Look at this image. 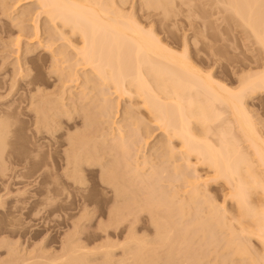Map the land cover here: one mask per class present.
Masks as SVG:
<instances>
[{"label": "bare ground", "instance_id": "6f19581e", "mask_svg": "<svg viewBox=\"0 0 264 264\" xmlns=\"http://www.w3.org/2000/svg\"><path fill=\"white\" fill-rule=\"evenodd\" d=\"M2 1L0 0V6L8 3L5 0L4 3ZM34 1H37L39 11L37 10L35 15V12L32 14L31 11L27 10L30 14L26 15L27 17L28 15H35L32 18L29 16V19L33 26V29L32 26L30 29L34 31L32 35L36 39L34 44L37 45H30L29 49L23 50L24 54L17 57L15 64H11V80H9L13 83L8 86L11 91L15 90L13 95L18 94L21 89L26 98L23 97L25 96L23 94L20 98L17 97L18 100H13L12 103L9 102L11 104L8 103L7 106L0 108V163L2 166H5L6 163L4 150L9 144L10 134L13 133V121L15 118L17 119L15 113L23 108H20L23 102L29 103V109L34 116L33 125L39 132L41 129L46 131V128L51 127H48L51 122L50 119L52 121L55 119L59 127L60 124L64 123L60 117L67 116L73 122V127L78 126L83 120L84 123L81 124L83 130L76 127L77 129L74 130L77 131L76 134L69 132L68 136L66 135L65 148H67L63 151L64 157H61L63 164H61L62 161L58 164L60 168L63 166L65 176L73 184L82 186L87 182L85 171L98 172L100 180L113 193V206L109 209L111 216L109 218L111 219L108 220L110 223L112 222V225L123 224L124 221L130 220V216H134L133 214L137 211L145 210L150 213L152 223L157 230L153 243L151 242L152 239L146 242L134 234L128 236L122 245L123 247L128 246L124 250L126 251L125 254L131 255V260L126 256V258L128 257L127 260L123 257V259L116 261L112 258L113 244L100 245L101 247L96 248L97 250L106 249L104 255L106 259L101 264H125V260L132 261V264H154L157 260L163 259V257H159L161 253L158 254L161 251H158L160 247H167L166 260L160 264H183L184 261L186 264H206L208 252L203 250V244L209 243V240L211 243H218L220 239L217 238L219 237L218 231H222V235L223 232L226 234L223 235L225 237L222 236L224 241L222 238L223 243L220 245L224 244L222 246L227 252H225L226 257L222 258L225 255L224 251L221 250L224 256H216L218 258L215 257V260L222 258L223 260L219 261L221 264H234L238 259H246L247 264H264V137L260 134L261 131L258 130L259 127H257L255 118L246 104L248 96L254 93L256 95L257 92H264V68L254 71L255 68L252 67L251 72L242 74L241 71L244 69L233 67L232 74L237 75L241 70L238 74L241 76H239L237 87L229 86L230 84L228 85L216 76L218 68L223 65L220 64L219 60L221 59L215 57L216 51L210 52L212 47H209L210 53L207 52V57L202 54L201 57H197L189 49L187 40L183 42V48L179 49L180 44L174 40L175 38L168 39L165 37L163 39L159 37L153 28L154 24L147 27L148 25L146 24V26L143 22H148L149 19L154 20L155 17L152 19L153 16L148 11L152 5L160 3L158 6L162 5L167 9L165 6L171 4L173 0H146L148 2L143 4L146 7H143L146 9L145 18L138 16L137 18L132 13L125 14L124 4L115 3L116 1L113 0ZM221 3L223 6L226 5L225 10L229 9V12L231 10V14L233 15L234 12L235 15L233 16L241 20H237V22L243 23L246 28L248 26V30L251 29L253 34L250 33L260 46L262 45L263 50L264 0H223ZM116 4L123 5V7ZM14 5L16 8L15 3ZM3 7L0 9L3 15L12 9L10 6L9 9L7 6ZM155 7L157 9V5ZM13 11L12 13H14ZM21 11L14 15H11V12L6 14V19L10 20L11 25L16 28L17 36L15 39L13 38L14 42L12 41V43L18 46L17 53L21 50L22 37H28L29 31L32 32L25 27L24 21L26 20L24 19L26 18L23 19V16L26 15H24L23 10ZM42 15H45L49 20L47 23L45 21V26L46 24L50 26L48 23H51L52 30H48L49 26H46L47 28L42 26ZM22 20L24 23L22 22L23 24L20 25ZM2 27L0 26L1 32L9 31V26L5 30ZM9 34L12 36V33ZM204 38L207 39V37ZM204 38H201L202 40L196 38L195 42L200 40L202 44H206L208 40ZM59 39H62V42L65 41L66 44H64L65 47H61L63 45L61 43L60 49L56 48L55 51L53 46L58 45ZM1 40L0 42L6 48L2 38ZM57 40L58 42H56ZM9 42H11L10 37ZM210 44L211 41L205 46ZM68 46L72 48L73 52L67 49ZM41 51L51 53L50 69L51 66L57 69L63 68L65 65L59 66V62L65 63L75 59V62L73 60L70 62L73 64L65 63L69 68L65 69L66 79L62 81L61 73L57 78L66 87L62 86L65 88L62 94L67 90V84H70L68 82L74 83L73 85H77V83L80 85L82 84V82H78L80 78L83 79V83L85 82L84 86L86 87H79L81 90L77 92L75 100L72 101L75 103H73V111L70 112L66 109L67 111L58 112L54 110V112V107L51 110L54 100L47 93L44 86V73L41 70L47 66L49 61L48 57L46 58L40 53ZM36 53L38 54L37 57H35ZM207 65L212 66L208 68ZM262 66L264 67L263 63ZM38 67L39 72L35 75L32 74V70ZM256 68L259 67L256 66ZM67 70L69 71L67 72ZM80 70H82L81 73ZM74 75L79 77L76 76L77 79L74 78L75 80H73ZM2 83H0V88L3 89L9 84H6L4 80ZM89 83H93V86L96 87L94 90L100 87L103 94L108 92L103 96L105 102L101 101L104 103L100 104L101 114L103 111L105 117L111 113L114 114L111 111V107L114 106L111 102L113 103L112 100L114 99L110 102L108 94H116L117 104L114 101V107H120L124 101L121 122L137 126L133 128V133H126L125 124H119L117 120H114L110 127L111 132H108L104 138L105 141L111 140L110 144H106V148H99L97 144L91 145V141L94 140L86 138L87 133L94 127L95 116H99L96 113L95 115L93 112L91 113V110L87 108L88 105L86 107L85 104L79 102L82 100L86 102L88 98L86 89ZM73 85L70 84L69 86ZM26 93L31 94L27 95ZM106 94L108 96H105ZM3 95H0L2 99L5 97ZM49 96L53 100L52 102L49 101ZM73 97H71L72 100ZM62 99L60 101H63ZM60 103L59 107L66 104L65 102ZM79 103L81 107L75 106ZM62 106L59 108L56 104L55 107H58L56 108L58 110L63 109ZM90 108L92 107L90 106ZM107 112L111 113L105 115ZM77 117L82 120L80 121ZM59 118L60 120H57ZM147 120H151L149 124ZM150 122H152V126L159 127L166 135V141L160 139L157 141L159 145L156 144L155 146V151H157L156 154L154 153L155 156L146 155L144 152L141 155L143 151L140 149L141 143L143 140L148 142L145 141V138H142V141L136 139L137 142L134 140L136 133L143 135L146 129L142 130L143 133L140 130L149 128ZM62 128L59 129L62 130ZM82 128L80 127V129ZM148 130H146L148 135L145 134L150 137L153 132L151 133V129ZM51 132L54 134L53 130ZM66 137L64 135V138ZM139 142L140 146L138 145ZM243 142L247 143L244 147L241 144ZM180 160L184 162L178 163ZM146 169L148 170L145 171ZM201 170H205V173L202 174ZM169 172L174 175L171 173L170 175ZM164 178H166V182L169 178L170 183L174 179H178L182 185H176L178 180L177 183L174 180L175 183L173 182L171 186L176 185L177 187H171L167 190L157 183H164ZM172 178L174 179L172 180ZM180 180L182 181L180 182ZM169 181L165 185H168ZM210 182H222L229 187L226 197L228 196L234 202V213L231 214L224 207V204H217L213 197L211 199L206 196L208 195L206 186ZM140 184L146 187L144 190L147 189L146 194L142 192L143 188L141 192L144 195H149V197L139 195L141 188L135 189V187H141L137 186ZM62 185L61 189L63 187V190L68 188L66 184L62 183ZM181 190L184 191V194L180 192ZM58 191L60 189L50 188L48 192L60 194L62 190ZM203 204H206V208ZM87 207L84 208L87 214H90ZM130 228L133 229V226ZM195 236L200 238L197 243L192 242ZM252 239H256L261 244L262 251H258L262 253L251 247ZM64 245L66 246L62 248L60 255L50 256V258L37 256L34 249L28 250L26 248V252H22L24 248L12 244L15 247L9 248L8 262L10 261V264L11 262L12 264H36L40 261L38 258H42L41 264H56L55 261H58V264H88V261L90 262L88 257L93 250L86 249L83 244L74 243L72 239H67ZM216 246L218 245L216 244ZM96 249L94 251H97ZM178 253L180 256L182 253L181 259H184L183 261L179 258ZM214 262L217 261L207 264H215ZM219 262L217 264H220Z\"/></svg>", "mask_w": 264, "mask_h": 264}, {"label": "rangeland", "instance_id": "374dc122", "mask_svg": "<svg viewBox=\"0 0 264 264\" xmlns=\"http://www.w3.org/2000/svg\"><path fill=\"white\" fill-rule=\"evenodd\" d=\"M5 1L8 3L5 4L4 3ZM5 1L4 0L2 1L4 5L0 6V9H2L3 6L4 7L7 6L9 9V6L11 7L12 5L15 8L14 3L16 4L15 10L13 6L11 7L14 11L12 9L11 11H8L11 13L12 11L14 12L12 14L10 13L11 15L17 14V12L19 11L22 12L21 10L24 11V15L28 13L30 14L29 11H31L32 14H34L35 12V15H36V13L39 11L37 8L38 3L37 1H34V0L32 1L31 0H9V1L5 0ZM113 1L114 2L116 1L115 3L124 4L123 10L126 13L124 11L123 12L125 14L132 13L134 14L135 17L137 16L142 17V18L146 17V14H145L146 9L143 8L145 7L143 4H145L146 0H113ZM221 1L223 0H173L171 4L169 3V5L165 6L167 7V9H165L164 6L162 5H161L162 7L158 6L160 5V3L159 4L155 3L154 6L152 5L150 10L148 11L153 16L152 19L154 17L156 19L154 18V20L152 21L151 19H149L148 22L146 21L143 23L145 25L147 24L148 25V26L146 25L147 27H149L150 24H154L153 28H155L154 30L156 34H158V36L162 37L163 39H165V37L168 39L175 38L174 40L180 44L179 49L183 48V42L187 40L189 49L192 50V53L194 54V56L197 55V57L198 56L201 57L200 55L202 54L204 57L205 56L207 57L208 56L207 52L210 53L215 50L216 51V53L214 52L216 54L215 57L221 59L219 61H220V64L223 65L217 70L218 71L216 73L217 78L219 77L221 81L226 82L228 85L230 84L229 86L237 87L236 85H238L239 83V76H241L238 74L240 73L241 70L244 69L245 70V71L243 70L244 73L243 71L241 72L242 74H246V72L248 71L251 72L252 67L255 68L254 71H256L257 69L260 70L264 68L262 66V63L264 65V59H263L264 58V55H263L264 48L262 50V45L260 46V44L255 40V37H253L252 35L253 33L251 29L249 28L250 30H248L247 29L248 26L246 28V26L242 22H241L242 24L237 22V20H240V19L239 18L236 19V16H233L235 15V13L233 12V15H232L231 10L229 12L228 8H226L228 10H225L226 5L224 4L223 6ZM119 4H116V5L118 6ZM141 5L143 6L141 7ZM156 5H157V9L155 7ZM119 6L123 7V5H119ZM26 11L27 13H25ZM8 12H6V14H8ZM6 14L4 15L1 14V10H0V26H3L2 27L3 30H5L6 28L8 29L10 27L9 31L2 30L5 33L0 31V41H2L1 40L2 38L4 41L3 43H5V45L7 46L5 48L2 45V42H0V83L3 84L2 82L4 80L6 84L9 83L8 85H6L8 87V86H11L13 83L12 81H10L11 80L10 70L12 69L11 64H15L17 62V57L20 54H24V51L29 49V47L37 45V44L36 43L34 44L36 39L32 35L34 31L30 29L32 26V21L29 19L30 17L31 18L33 16L35 17V15H28V17L27 15L23 16V19L26 18L24 20L27 21V22L24 21L25 27L31 30L32 32L29 31V34L27 35L28 37H22L23 43H21L20 45L22 52L20 50V52L17 53L18 46L12 43L13 38L15 39L16 38L15 36H17L16 28L13 27V25H11L12 23L10 20L6 19L7 17ZM41 20H42L41 21L42 26H45V21L46 23L47 21L49 22L48 18H46L45 15L41 16ZM22 22L23 20L21 21L20 25L24 23ZM7 23H9V25H7ZM48 24H50V26L46 24V26L50 27V29L48 27V30H52L51 23H48ZM11 28L13 29V32ZM32 29H33V26H32ZM9 33H12V36H10L11 34ZM29 36H31V39L33 37L34 41L33 39L31 41V39H29L30 38ZM9 37H10L11 42H9ZM204 37H207V39ZM25 38H28V39H25ZM196 38H200V39L204 38L208 40V42L211 41V44L209 46H205L206 44L208 45V42L206 44L204 43L202 44L200 40L198 42L197 41L195 42ZM62 41H63L62 39H59V43H57L58 45L53 46L55 48V51H56V48L60 49L59 46L61 43H63L61 47H63L64 44H66L65 41L64 42ZM56 42H58V40ZM69 47L70 46H68L67 49H70L71 52H73L72 48L71 47L69 48ZM209 47L210 48L212 47L211 48L212 50ZM209 49H210V52H209ZM40 53L46 56V58L48 57V61H49L47 66H44V68L41 69L44 73L43 74L44 80H45L44 86L47 89V93H49V95L52 97V99L54 100V102L57 104L58 107H59V102H61L60 104H63L64 102L66 103L64 104L66 106L63 105L65 108L61 105L63 109L57 110L56 108L58 107H55L56 104L54 102L52 104L53 105L52 108L50 107L51 105L49 107L51 108V110L54 107L53 111L56 110L58 112H61V110H66V109L68 111L70 110V112L71 110L73 111L72 108H74V105H73L74 102L72 101L75 100L77 96L76 94H78L77 92L81 90L80 88L82 86L84 88L86 87L84 86L85 82L83 83L82 81L83 79L81 78L78 80V82H82V84L79 85V83H77V85L79 86L73 85L74 83L68 82L73 86H69L70 84H67L68 88L62 94L63 90L66 87L63 85L62 82H60L59 79L57 80V78L62 74L61 75L62 81L66 79L65 75L67 73L65 72L66 71L65 69L66 68L69 69V68L67 64L65 63L68 62V65H69V63L72 60L74 61L75 59L66 61L65 63L59 62L60 63L58 64L59 66L61 64L65 65V66L61 65L63 66L64 70L61 67L60 69L58 68L59 71L56 72L58 70L57 68L55 67L53 68V66H51V69L49 68L50 67L49 65L51 62V57H50L51 53L50 54L49 52L43 53V51H41ZM36 55L38 54L36 53L35 57H37ZM70 64H73V63H70ZM210 66L212 65H207L208 68ZM256 66H258L259 68H256ZM233 67H238L239 69L241 68V70H239V73L237 75L232 74ZM55 69L57 70L55 71ZM39 70H40L39 67L33 69L32 74L34 75L37 74ZM68 71L69 70H67V72ZM81 72L82 70H80V73ZM74 76L75 77L73 78L71 76L73 80L79 77L78 75H74ZM22 82H24V80H22ZM88 85L90 86V88L88 89L89 87L88 86L86 89L87 91L85 90L86 96L88 97L86 102H84L85 100H82L79 102L83 105L85 104L84 106L88 105L89 107L87 106L86 107L91 110V113L93 112L94 115L96 113V115L100 116L101 114L100 104L105 102L104 101L105 99L103 98V96L105 93H108V92L104 91L105 93L103 94L102 93L103 91L100 89L99 86H98L99 87L98 89L94 90V88L96 87L93 86V83H89ZM6 86H5V89L0 88L1 90L0 95L4 94L3 96H5L3 97V99L0 96L1 98L0 108L7 106L9 102L12 103L13 100H18L17 97L20 98L24 94L23 91L20 89L18 94L13 95L15 94V90H12L13 91L12 92L11 88L9 87L7 88ZM62 86H64L65 88L64 87L62 88ZM72 91L75 93L73 94ZM94 91H95V94L93 95ZM11 92L12 94L8 96V94ZM88 92L90 93L87 94ZM28 94L30 95L31 93H28ZM254 94L246 98V104L250 108L252 112L251 114L255 118L257 127H259L258 130L259 132L261 131L260 134H262V136L264 137V92H257L256 95ZM73 95L75 96L73 97ZM108 95L106 94L105 96H108L110 99H108L107 97L106 98L109 101L114 99L112 100L113 103L111 101L110 102L111 104L115 106V104H117L116 94H112V95L108 94ZM12 96L14 97L12 98ZM50 96H49V101L52 102L53 100L50 99L51 98ZM60 96L61 98H59ZM23 97L26 98V95ZM71 97H73L74 99L72 100ZM60 99H62L63 101L65 100V101L64 102L60 101ZM93 99L94 101H92ZM57 101L59 102L57 103ZM101 101H104V102H101ZM114 101H116V103ZM51 102L49 103L51 104ZM122 102L123 103L120 104V107L117 106L118 108L112 105L113 107H111V111L114 112L113 115L111 112H110L111 114L107 112L105 113V115L106 114L107 115L110 114V115L105 117L103 114L104 112L103 111L100 117L95 116L96 121H94L95 122L94 127H92L90 132H88L86 135L87 139L90 138L94 140V141H91L90 143L91 145L97 144L99 148H106L105 147L106 144L111 143V140L105 141L104 138L108 132H111L110 127L112 126L114 120H117L119 124L124 123V122H121L122 121L121 113L123 112L122 106L124 105V101ZM80 103L76 104L75 106L79 105V107H81ZM28 105H29L28 102H25V103L23 102L20 106V108L21 107L23 108L19 109L15 113L17 119L15 118L13 121L14 122L13 133L10 134L8 138L9 144L4 150V154H5L4 158L6 159V160L4 159L6 162L5 166H2V164L0 163V264H8L10 262V261L8 262L9 248L15 247V246H12V244H16L17 247L19 246V248H22V249L24 248V251L22 249H19V250H22V252H26L25 251L26 248L28 250L34 249L36 250L37 256H40V257H45V256L52 257L53 256L54 257V255L55 256H57L58 254L60 255V252H62V248L66 246L64 245L66 240L72 239L74 243L83 244L86 247V249L93 250V252L89 253L88 258H90V262L88 261V264L89 263L101 264L106 259V256H104L106 249L105 250L104 249L97 250V249H99V247H101L100 245L102 244H113L112 245V250H113L112 258H114L117 261V260L123 259V257L126 260L129 257V260H131L130 259L131 255H127L128 253L125 254L126 251L124 250V249H127L128 246H124L125 247L124 248L122 245V243H125L128 236H131V234L132 236L134 234L139 239L141 238L144 239V241L146 242H149L152 239L151 242L153 243V241L155 240V233L157 235V232L155 231L157 230L154 224L152 223L151 215L148 211L139 210L135 214H133L134 216L131 215L130 220L128 221L126 220L127 222L124 221L123 224L120 223V224L112 225L111 224L112 222L110 223V221L108 220L111 219L109 218L111 217L109 215V209L111 206H113V200H112L113 193L110 190V188L100 180L99 173L98 172L92 173L89 171H85L87 182L85 185L78 186L76 184H73L72 181L68 180L67 176H65L66 174H64L65 171L62 169L63 166L61 168L59 167L60 165L58 164L61 161H62L61 164H63V160H62L63 158L61 157L62 156L64 157L65 153L63 151L64 149L67 148V147L65 148L66 143H67L66 135L69 134V132H72V133L77 132L74 130H76L78 127H79V130H83L81 126V124L83 125L84 123L82 122L83 120L81 119L82 120L81 121L80 117H77L82 123L80 122L78 126L73 127L72 126L73 122L69 120L67 116L60 117L62 118L61 120L64 123L60 124V127H59V125L55 122V119L53 120L54 122L52 121V119H50L51 122L48 127L50 126L51 127L49 129L46 128L47 129L46 131L44 129H41L40 131L41 133H40L39 131L36 130L35 125H33L34 121L32 119H34V116H33L32 111L29 109ZM90 106L92 108H90ZM117 110L118 112H116ZM97 111L99 112L97 113ZM144 111L146 110L144 109ZM144 111L142 110V112ZM60 118L57 120H60ZM149 121L151 120H147L148 124H149ZM124 124H125L126 133H133V128L137 127L136 125H132L131 123H128V124L124 123ZM151 124L152 122H150L149 128L151 129V133L153 132L152 136L147 137L148 133H146V130L149 129L148 127H147L148 129L143 128L140 130L143 133L142 130L146 129L143 135H141V133H138V134L136 133L134 135L135 137L134 140L137 139L139 141H142V138H145V141H148V142H144L143 140V142L141 143L142 147L140 149L143 150V151L141 150L142 151L141 155H143V152H144L146 155L155 156L156 154L155 152H157L155 151L156 150L155 146L156 144H158L157 141L159 139L166 141L165 133L163 134L162 130L159 129V127L152 126ZM80 127L82 129H80ZM59 128H62V130ZM51 129L54 131V134H52L53 132H51L52 131ZM54 129L58 131V132L56 131V134H55ZM48 130H51V131L48 132ZM64 135L66 138H64ZM141 144L139 142L138 145L140 146ZM241 144L243 145V147L244 145L245 146L247 145L246 142L245 143L243 142ZM155 159H154V162L156 161L159 162L158 159L156 161ZM179 162H184V161L180 160L178 161V163ZM147 170L148 169H146L145 171ZM169 170L171 171L172 169L169 168ZM204 171L201 170V173L204 174L205 173ZM171 172H169V174ZM169 177H172V176H169ZM165 179L166 178H164V180ZM173 179L174 178H172V180ZM167 180L169 181V178H167ZM174 180L177 183L178 179H174ZM181 181L182 180H180V182ZM161 182H164V181L161 180ZM167 182L165 180L164 183H160V182H157V183L162 185V186L159 185L160 187H163V188L165 187L167 190L171 189V187L176 188L177 187L176 185L181 184L179 183V180L176 185L174 184L175 186H171L173 184L172 181H171L172 183H170L169 181L170 186H169V183L168 185H165L167 184ZM62 183L66 184V186L68 187V188L66 187L67 188L66 190L69 192V195L66 190H63L65 185H62ZM61 185L64 186L63 189H61L62 188ZM137 186H141L139 188L135 187V189L141 188L139 191V195L143 196L145 191L147 192V189L144 190L146 187H144L142 184L137 185ZM207 186H206L207 188L206 191H208V195L206 196H208V198L213 197L214 201H216L217 204L219 205L224 204V207L227 208L231 214L234 213L235 211L234 202L230 198H228V196L226 197L227 195L226 193L229 191L228 190L229 187L223 184L222 182H210ZM50 188H55L56 190L60 189V191L62 190L61 192L63 191H66V192L61 193L60 191H58L60 192V194L53 193V192L49 193L48 191L50 190ZM142 188H143L142 192L144 193L141 192ZM158 189H161V188H158ZM180 192L183 193L184 191L181 190ZM54 196L55 198H53ZM144 196L149 197V195H144ZM204 206L206 208V204ZM84 207H87V209L89 208V211H90V214L88 213L89 216H87L88 214ZM130 225L133 226V229L130 228L131 227ZM105 227L107 228V230ZM218 232L217 234L219 237L217 238H220L219 242L218 243L216 242L218 246H216L215 242L211 243L210 240H209V243L208 242L204 243L207 245L203 244V250L208 252L207 253L208 259L206 257V264L209 262L213 263V261H217V262H214L215 264H217L219 261L221 262V260H223L222 258L226 257L225 252L227 251L226 249L224 251V247L222 246L224 244L220 245V243H223L221 239L225 237L223 236L225 233L223 232V235H222L221 233L222 231L221 232L218 231ZM198 238L199 237L195 236L192 242L193 243L199 242L198 240H200V238L199 239ZM223 241H224V238H223ZM213 244L215 245L214 247H213ZM210 245L212 248L210 247ZM250 245H252L251 247L254 250L262 251L261 250L262 247L260 246L261 244H259V242L256 239H252ZM205 246H208L209 248ZM94 249H96L97 251H94ZM42 250L45 252H43ZM101 250H104V251H101ZM166 250H167V247L158 248V251H159L158 254L161 253L159 257L160 258L163 257V259L165 257V259L164 260L162 259L161 261L159 259V261L157 260V262H155L154 264H157V263L160 264V263L165 262L166 255H167ZM221 250L222 252L224 251L223 253L225 256L223 255ZM126 256L128 257L126 258ZM181 256H182V253H181ZM181 256L179 257L180 259L182 258ZM216 256H220V257L224 256V257H222L221 259L215 260ZM38 260L42 261V258H38ZM126 260H125V264H132V261L128 262ZM245 260L246 259H240V260L238 259L237 261L234 262V264H247L246 263L247 261ZM40 261H38V263L36 264H41ZM55 263L58 264V261H55ZM184 263L186 264L185 261Z\"/></svg>", "mask_w": 264, "mask_h": 264}]
</instances>
